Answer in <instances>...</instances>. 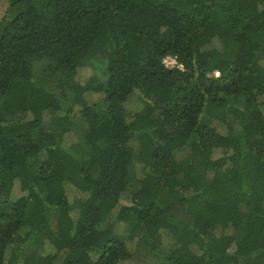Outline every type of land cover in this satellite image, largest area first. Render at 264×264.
<instances>
[{
  "label": "trees",
  "instance_id": "16d2710c",
  "mask_svg": "<svg viewBox=\"0 0 264 264\" xmlns=\"http://www.w3.org/2000/svg\"><path fill=\"white\" fill-rule=\"evenodd\" d=\"M6 2L0 264H264V0Z\"/></svg>",
  "mask_w": 264,
  "mask_h": 264
},
{
  "label": "rangeland",
  "instance_id": "374dc122",
  "mask_svg": "<svg viewBox=\"0 0 264 264\" xmlns=\"http://www.w3.org/2000/svg\"><path fill=\"white\" fill-rule=\"evenodd\" d=\"M7 8V2L6 0H0V19L1 17L3 16L5 10ZM45 69V65L43 64H39L36 66V69L35 71L42 77H44L43 75H45V80L47 82V85L49 87H51L52 89H55V85L52 84L53 82V78L50 77V76H47L46 73L44 74V70ZM43 72V73H42ZM93 76V68L88 65V66H84L82 68H80L77 72V75H76V81L81 84V85H84L88 82V80ZM101 96L98 95V94H89V96H87V100L91 103L97 101ZM85 98H86V95H85ZM139 104L136 102V99H134L130 104H129V110L131 109V111H134L136 110L138 107ZM78 116L76 115L75 116V119L76 121L73 123L72 125V129H73V132L75 133L74 135H72V138H67L66 141L67 142H71V141H74L75 139H79L81 140V138L86 134L87 132V129H86V126L83 124L82 121L78 120L77 119ZM183 154V153H181ZM220 156V153L219 152H216L214 157H219ZM22 195V193L20 192L19 190V187L18 186H15L14 190H13V194H12V197L13 199H17L18 197H20ZM67 198L70 202H74L77 197L80 196L79 193H77L76 191H68L67 192ZM115 230L117 232H119L120 234H122V232L124 231V227L123 225H119V224H116V227H115ZM165 239V236H163V241ZM129 248L131 250V252H133L135 250V245L134 244H129ZM148 262H150L151 264H155V261L149 256V255H145V254H140L138 253V255L134 258H132L130 261H128L127 263L125 264H147Z\"/></svg>",
  "mask_w": 264,
  "mask_h": 264
},
{
  "label": "built area",
  "instance_id": "2783aa9c",
  "mask_svg": "<svg viewBox=\"0 0 264 264\" xmlns=\"http://www.w3.org/2000/svg\"><path fill=\"white\" fill-rule=\"evenodd\" d=\"M163 64L166 68H178L182 70V65L178 64L175 58H165Z\"/></svg>",
  "mask_w": 264,
  "mask_h": 264
}]
</instances>
